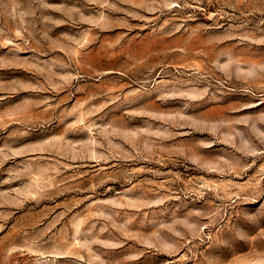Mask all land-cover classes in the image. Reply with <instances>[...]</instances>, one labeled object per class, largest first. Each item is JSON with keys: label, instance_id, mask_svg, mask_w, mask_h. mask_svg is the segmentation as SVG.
Returning a JSON list of instances; mask_svg holds the SVG:
<instances>
[{"label": "rangeland", "instance_id": "obj_1", "mask_svg": "<svg viewBox=\"0 0 264 264\" xmlns=\"http://www.w3.org/2000/svg\"><path fill=\"white\" fill-rule=\"evenodd\" d=\"M0 264H264V0H0Z\"/></svg>", "mask_w": 264, "mask_h": 264}]
</instances>
